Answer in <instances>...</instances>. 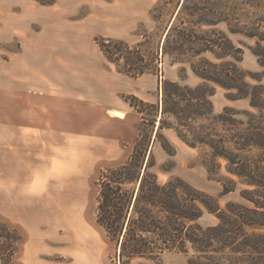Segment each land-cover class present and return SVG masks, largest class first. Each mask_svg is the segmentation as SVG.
<instances>
[{"label": "rangeland", "instance_id": "rangeland-1", "mask_svg": "<svg viewBox=\"0 0 264 264\" xmlns=\"http://www.w3.org/2000/svg\"><path fill=\"white\" fill-rule=\"evenodd\" d=\"M137 1L141 4L149 1L150 6L140 5L142 8L145 6L149 8L148 21L138 22L134 29L124 33L123 35L127 38L104 36L100 33V28L88 22L93 19L95 7L100 6L98 2L105 7L115 5L131 7ZM183 1L0 0V222L16 229L22 236V241L13 258L14 264H48V261L55 259H61L63 264H82L81 255L96 256L101 264H120L115 256L114 244L94 221L98 193L96 181L102 170L112 167L108 165L109 161H107L103 148L99 147V143H95L92 149L86 151L84 141L87 135L101 139L105 133L98 131L99 129L78 133L72 137L74 143L76 142L75 148L68 150L62 145L56 150H17L16 161L24 163L25 169L33 173L35 179L30 180L27 177L24 180L20 179L17 174L19 168L18 171L11 168L12 174L8 177L5 174V129H12L9 136L11 139L15 138L13 129L21 124V116L18 113L21 109L23 95L31 96L30 93L23 92L22 80L28 81L32 77L28 69L29 63L46 60L52 55L38 43L44 40V21L50 16H57L58 21L77 22L79 24L77 30L89 36V45L104 61L106 59L102 56L103 54L101 55L102 52L96 43L97 38L123 41L130 46L140 45L141 53L149 62L157 58L158 61L154 63L156 74H150L154 80L153 87L144 82L142 85L151 97V103L142 100L144 103L153 105L157 103L158 85L165 79L190 87L201 84L202 81L192 73L190 68L191 64L197 63L199 59H205L216 65L232 63L246 74V84L250 87L260 84L264 88V68L259 65L257 57L251 52V50L258 49L257 44L264 48V41L250 36L256 30L264 33V0H227L226 13L228 16L226 15L223 22L194 28V33L213 43L216 46L213 49L218 53H221L220 49L224 46L240 49L242 52L240 63L236 62L233 57L217 59L210 52L196 58L187 55L184 63H176L174 59L178 55L173 51L178 41L176 33L171 36L168 44L171 54L163 55L167 31L175 21ZM136 6V9L140 8L139 5ZM214 8L216 9V6ZM183 19L185 23L183 27L187 28L189 20L185 16ZM35 41L36 45H34ZM110 64L107 65L116 70L115 66ZM119 64L122 65V62ZM251 74L260 82L251 78ZM209 85L215 88V94L211 97L215 115L220 114L224 108H231L235 110V113L237 112L235 115L228 116L234 119L235 123H229L226 127L219 126V129L243 131L252 129L251 125L264 127V118L259 117L258 111L250 107L248 99L236 100L241 102L224 107L223 102L228 101L226 95H232L231 93L235 92H228L213 84ZM133 104L145 111L147 119L145 123L139 122L138 129H143L145 132L147 129L155 131L152 153L156 167L153 172L160 183H166L173 178L180 179L191 187L216 198L221 209L229 203L253 208L251 203L240 196L241 190L250 191L252 188L238 185L233 193L222 195L220 184L209 176L202 165L201 151L186 146L173 130L164 128L160 132L161 135L175 149V156H168L159 141L155 139L160 116H157V121L153 126L152 120L156 115L152 107H141L135 101ZM7 111L10 114L13 113L14 122L8 121ZM245 113H252L253 117ZM138 129H134L135 138ZM133 143H128L127 148H124L125 160L132 150ZM32 154L36 158L28 157ZM252 155H258V151L252 150ZM13 161L15 160L11 158L10 162L13 163ZM219 164L217 176L230 179L225 171V162L219 160ZM217 222L213 215L207 213L198 221L203 227L216 225ZM257 231L264 233V228ZM4 245L5 241L0 239V251L4 249ZM190 255L191 253L187 256L166 253L159 261L134 259L131 264H188ZM237 257L241 260L242 255H237Z\"/></svg>", "mask_w": 264, "mask_h": 264}, {"label": "trees", "instance_id": "trees-1", "mask_svg": "<svg viewBox=\"0 0 264 264\" xmlns=\"http://www.w3.org/2000/svg\"><path fill=\"white\" fill-rule=\"evenodd\" d=\"M227 9V0H184L167 31L163 55L171 54L168 44L176 33L178 41L173 49L178 55L174 59L176 63H184L187 55L196 58L207 52L217 59L233 57L240 63V49L224 46L218 53L213 43L194 33L196 27L223 22ZM184 16L189 20L187 28L183 27ZM250 36L264 41V33L257 30ZM96 43L118 73L132 79L156 74L154 63L158 59L149 62L141 53L140 45L130 46L109 38H97ZM259 46L257 44L258 49L251 52L264 68V48ZM190 68L201 84L190 87L165 79L159 82L155 105L144 103L133 95L125 96L124 100L140 115L143 123L147 122L145 111L134 105V101L141 107H152L156 115L153 126L160 116L155 139L168 156H175V149L161 135L164 128L173 130L186 146L201 151L202 165L220 184L222 195L233 193L238 185L252 188L241 190L240 196L253 208L229 203L221 209L216 198L180 179L160 183L153 172L156 167L152 153L155 131L138 129L126 161L99 174L94 221L114 244L120 264H131L134 259L159 261L166 253L186 256L191 253L188 264H264V233L257 231L264 228V127L251 125L252 129L243 131L219 129V126L235 123L228 116L237 112L224 108L215 115L211 102L215 88L209 84L235 92L226 95L228 100L248 99L250 107L262 118L264 88L260 84L253 87L246 84V74L232 63L216 65L199 59ZM251 78L260 82L252 74ZM245 114L253 117L252 113ZM252 150L258 151V155L253 156ZM219 160L225 162L230 179L217 176ZM205 213L213 215L217 224L201 226L198 221ZM0 232V239L5 241L0 251V264H14L22 236L1 222ZM237 255H242L241 260Z\"/></svg>", "mask_w": 264, "mask_h": 264}, {"label": "crops", "instance_id": "crops-1", "mask_svg": "<svg viewBox=\"0 0 264 264\" xmlns=\"http://www.w3.org/2000/svg\"><path fill=\"white\" fill-rule=\"evenodd\" d=\"M148 2L141 4L137 1L131 7H105L98 2L100 6L95 7L93 19L88 22L100 28L104 36L127 38L124 33L134 29L138 22L148 21L149 8L140 7L150 6ZM136 5L140 8L136 9ZM78 27L77 22L58 21L57 16L44 21V40L38 43L52 55L46 60L29 63L32 77L28 81L22 80L23 92L31 96L23 95L18 113L21 124L13 129L15 138L9 136L12 129H5L7 177L12 174L11 168L16 171L19 168L20 179H35L24 163L16 161L17 150H56L61 145L67 150L75 148L72 137L90 129H99L105 134L101 139L85 136L86 151L99 143L111 167L123 164L126 161L124 148L128 143H135L134 129H138L141 117L124 97L133 95L151 103L150 94L142 85L144 82L153 87L154 80L150 74L132 79L109 67L107 64L110 63L97 54L88 43L89 36L78 31ZM238 102L241 101L228 100L222 106H233ZM7 116L9 122H14L13 113L7 111ZM28 157L34 158L35 155ZM11 158L15 160L13 163ZM80 262L101 264L96 256L89 255H81ZM48 264H63V261L55 259Z\"/></svg>", "mask_w": 264, "mask_h": 264}]
</instances>
